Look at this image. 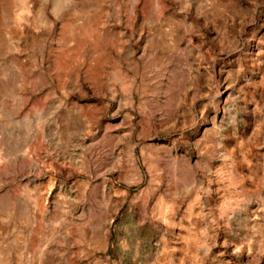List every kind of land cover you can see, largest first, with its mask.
Listing matches in <instances>:
<instances>
[{
	"label": "rangeland",
	"instance_id": "rangeland-1",
	"mask_svg": "<svg viewBox=\"0 0 264 264\" xmlns=\"http://www.w3.org/2000/svg\"><path fill=\"white\" fill-rule=\"evenodd\" d=\"M0 196V264H264V0H0Z\"/></svg>",
	"mask_w": 264,
	"mask_h": 264
},
{
	"label": "bare ground",
	"instance_id": "bare-ground-1",
	"mask_svg": "<svg viewBox=\"0 0 264 264\" xmlns=\"http://www.w3.org/2000/svg\"><path fill=\"white\" fill-rule=\"evenodd\" d=\"M89 29V28H88ZM3 198V196H0V220H1V216L4 213V209H3V202L1 203V199ZM11 209V208H10ZM6 212V211H5ZM8 212V211H7ZM9 212H11V214L14 216L15 214V207H13V209L9 210ZM11 216V215H10Z\"/></svg>",
	"mask_w": 264,
	"mask_h": 264
}]
</instances>
